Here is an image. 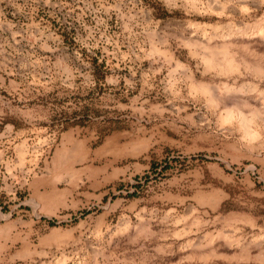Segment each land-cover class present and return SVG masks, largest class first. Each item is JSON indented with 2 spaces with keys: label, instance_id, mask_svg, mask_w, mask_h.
I'll return each instance as SVG.
<instances>
[{
  "label": "rangeland",
  "instance_id": "374dc122",
  "mask_svg": "<svg viewBox=\"0 0 264 264\" xmlns=\"http://www.w3.org/2000/svg\"><path fill=\"white\" fill-rule=\"evenodd\" d=\"M64 132L136 167L50 216ZM0 264H264V0H0Z\"/></svg>",
  "mask_w": 264,
  "mask_h": 264
},
{
  "label": "crops",
  "instance_id": "0c3cea01",
  "mask_svg": "<svg viewBox=\"0 0 264 264\" xmlns=\"http://www.w3.org/2000/svg\"><path fill=\"white\" fill-rule=\"evenodd\" d=\"M119 146L108 138L92 146L90 139L64 132L51 154L47 172L30 185L38 205L51 216L108 198L136 167Z\"/></svg>",
  "mask_w": 264,
  "mask_h": 264
},
{
  "label": "bare ground",
  "instance_id": "6f19581e",
  "mask_svg": "<svg viewBox=\"0 0 264 264\" xmlns=\"http://www.w3.org/2000/svg\"><path fill=\"white\" fill-rule=\"evenodd\" d=\"M231 117H232V115H231ZM240 121H241V120H240ZM242 128H243V127H242ZM242 128H241V129H242ZM248 131H249V130H248ZM246 133H247V132H246ZM252 135H253V134H252Z\"/></svg>",
  "mask_w": 264,
  "mask_h": 264
}]
</instances>
